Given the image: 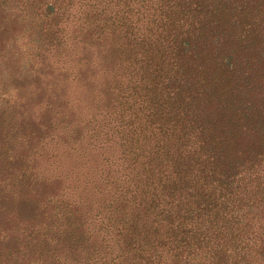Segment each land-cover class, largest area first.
<instances>
[{
  "label": "trees",
  "instance_id": "obj_1",
  "mask_svg": "<svg viewBox=\"0 0 264 264\" xmlns=\"http://www.w3.org/2000/svg\"><path fill=\"white\" fill-rule=\"evenodd\" d=\"M0 264H264V0H0Z\"/></svg>",
  "mask_w": 264,
  "mask_h": 264
},
{
  "label": "rangeland",
  "instance_id": "obj_2",
  "mask_svg": "<svg viewBox=\"0 0 264 264\" xmlns=\"http://www.w3.org/2000/svg\"><path fill=\"white\" fill-rule=\"evenodd\" d=\"M19 203H10V205H8V203L5 204L6 210H13V209H17L20 213L24 214L27 212V208L26 206L23 205V203H21V201H19Z\"/></svg>",
  "mask_w": 264,
  "mask_h": 264
}]
</instances>
